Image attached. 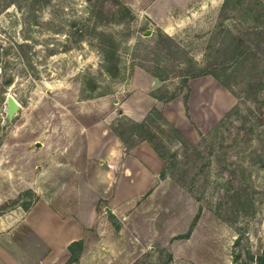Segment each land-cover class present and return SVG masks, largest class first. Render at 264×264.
<instances>
[{"label": "rangeland", "instance_id": "rangeland-1", "mask_svg": "<svg viewBox=\"0 0 264 264\" xmlns=\"http://www.w3.org/2000/svg\"><path fill=\"white\" fill-rule=\"evenodd\" d=\"M103 1L0 0V213L29 206L36 192L28 183L53 152L79 142L76 126L112 116L117 130L134 128L113 108L135 71L159 72L156 95L187 98L189 79L213 76H189L201 65L224 81L197 78L210 99L224 101L222 87L236 109L222 111L225 101L200 112L217 116L204 136L185 137L198 144L192 155L152 117L146 130L168 152L157 179L132 202L100 207L74 259L61 264H254L264 258V6L241 7L264 0ZM231 35L242 38V60ZM7 94L18 102L9 117ZM233 188L248 194L251 210L216 207L217 189Z\"/></svg>", "mask_w": 264, "mask_h": 264}, {"label": "crops", "instance_id": "crops-1", "mask_svg": "<svg viewBox=\"0 0 264 264\" xmlns=\"http://www.w3.org/2000/svg\"><path fill=\"white\" fill-rule=\"evenodd\" d=\"M197 78L216 81L208 75L189 79L188 115L181 92L162 100L151 91L160 84L159 78L136 71L132 74L136 84H131L124 96L114 99L113 109L118 113L120 108L123 114L139 120L156 106L193 141L197 130L208 128L217 116L204 119L202 110L209 112L226 101L223 111L232 103L229 92L222 87L217 90L225 100L212 101L210 88ZM111 112L112 109L107 114ZM107 117L76 126L79 142L73 148L65 147L60 156L53 152L47 166L28 183L36 192L29 206L0 213V264L65 262L70 254L69 242L86 238L90 227L97 224L100 207L113 211L132 202L157 179L161 157L150 142L142 138L126 146L112 129L114 117Z\"/></svg>", "mask_w": 264, "mask_h": 264}, {"label": "trees", "instance_id": "trees-1", "mask_svg": "<svg viewBox=\"0 0 264 264\" xmlns=\"http://www.w3.org/2000/svg\"><path fill=\"white\" fill-rule=\"evenodd\" d=\"M99 1L101 2L99 5H103L104 1L103 0H99ZM92 5H94V2L92 3ZM225 6L226 5H221V11L225 10ZM255 6H258V7L262 6L263 7L264 5H254L252 7L245 6V7H241V10L251 9ZM119 8L121 11H128L129 10V7L127 5H125L124 3H121L119 5ZM231 38L235 39V37L233 35H231ZM236 40L237 39H235V41ZM241 41H242V38L238 39L236 42H234L232 55L234 54L235 56H237V58H234V59H241L242 60L245 57V51L242 49V46H240ZM196 68L197 69H195V70L189 71V76L199 75V74H203V73H210L216 79H218L220 82L224 83V81L219 77V74L214 69H208L207 67H204L201 65H199ZM251 68L254 69L255 66H253ZM250 72L251 73H248L250 76H254V77L256 76V73H252V71H250ZM152 73L159 76V72H157V71H152ZM256 79L257 78H255V80ZM185 80L187 81V78ZM249 80H251V79H249ZM184 85H186V84H184ZM186 86L188 87V85H186ZM178 92H180V91H172V92H170L166 95H163V96H158L154 92H152V94L157 96L158 98H160L162 100H167V99L173 97ZM183 97H184L185 111H186V114L188 115L187 110H186V94L183 95ZM236 107H237V104L233 103L227 109L226 113H230L231 111L236 109ZM117 111L119 114H121V116L129 119L130 122L132 123V125L134 126V128L130 129L128 132L126 130H124V131L123 130H117L116 128H114V126H112L113 131L124 141L126 146H130L133 143H135L137 140L145 138L150 142L153 149L159 154V156L162 158V160L164 162V159L168 153L167 150L165 149V146H166L165 143L160 141L159 138L155 135V133H151V132L146 130V129H148V126L150 125V120L153 119L152 117H159L160 119H163V122H165L169 126V131L172 133L173 138L184 146V151L186 150V152H188L187 153L188 155H192V154L198 152V149H197L198 144L192 143L191 141L187 140L185 138V136L182 134V132L177 128V126H175L173 123H171L163 115L161 110L158 109L156 106H152L147 111V113L139 120L133 119V118L123 114L121 112L120 108H118ZM217 125H218L217 123L214 124L209 129L208 133H213V131L217 128ZM198 132H199V134L202 135L201 130H198ZM202 136H204V135H202ZM179 162L183 163L180 160H177V165ZM187 163L188 162L184 163L183 168L180 167L183 171V174H185V172H187L190 168V163H189V165H187ZM185 176H186V174H185ZM192 178H193V176L191 177V179ZM189 185L193 186V182L191 181L189 183ZM226 190L228 193H226V191H220L219 189H217V201L215 202V205L218 209H220L222 206L224 208V210H228V209H241L242 211L251 210V206H253V203H252V200L248 196L247 193H240V190L235 189V188H233L231 190H228V189H226ZM224 196L225 197L227 196V197L225 198ZM73 245H76L78 248H80L82 245V239L81 238L73 239L69 242L68 249L70 252V254H69L70 259H74V257H75ZM236 264H252V263L249 261H246L244 259H239ZM254 264H264V258L262 257V254L256 255Z\"/></svg>", "mask_w": 264, "mask_h": 264}, {"label": "water", "instance_id": "water-1", "mask_svg": "<svg viewBox=\"0 0 264 264\" xmlns=\"http://www.w3.org/2000/svg\"><path fill=\"white\" fill-rule=\"evenodd\" d=\"M5 100H6V116L9 117L13 114L14 110L17 108L18 102L12 94H7ZM35 143L39 144V140H36Z\"/></svg>", "mask_w": 264, "mask_h": 264}]
</instances>
